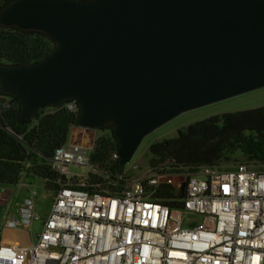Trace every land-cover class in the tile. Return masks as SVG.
I'll list each match as a JSON object with an SVG mask.
<instances>
[{"label":"water","instance_id":"95a60500","mask_svg":"<svg viewBox=\"0 0 264 264\" xmlns=\"http://www.w3.org/2000/svg\"><path fill=\"white\" fill-rule=\"evenodd\" d=\"M0 25L56 44L40 62L0 64L9 103L34 120L74 101L80 127L113 128L119 173L173 119L264 88V0H15Z\"/></svg>","mask_w":264,"mask_h":264},{"label":"built area","instance_id":"2783aa9c","mask_svg":"<svg viewBox=\"0 0 264 264\" xmlns=\"http://www.w3.org/2000/svg\"><path fill=\"white\" fill-rule=\"evenodd\" d=\"M66 107L79 111L74 101ZM73 129L82 131L81 142L68 141L50 160L52 170L68 179L49 192V214L38 212L31 186L24 200H4L0 264H264V166L189 171L170 168L169 161H131L113 180L91 161L97 130ZM72 166L83 173L71 172ZM119 181L126 183L120 191L104 187L117 188ZM168 188L181 207L158 200ZM35 223L42 230L31 245L4 243L3 232L30 235Z\"/></svg>","mask_w":264,"mask_h":264},{"label":"trees","instance_id":"16d2710c","mask_svg":"<svg viewBox=\"0 0 264 264\" xmlns=\"http://www.w3.org/2000/svg\"><path fill=\"white\" fill-rule=\"evenodd\" d=\"M15 0H0V10ZM54 40L43 32L24 31L16 27L0 25V64L28 66L47 58L55 49ZM10 95L0 90V187L18 186L26 176L44 183L47 192H55L66 182L52 170L50 160L57 149L68 143L71 131L79 123V111L72 112L66 105L72 101L49 107L38 112L34 120L22 118L19 101L4 107ZM107 134L96 139L91 152L93 165L109 172L118 180L119 143L112 127L100 130ZM150 163H166L169 167H182L189 171L202 166L220 167L237 152L252 162L264 165V106L227 112L211 116L177 131L171 139L151 144ZM112 191H120L126 183L119 181ZM174 190L164 189L157 197L165 206L176 208L181 203L173 202Z\"/></svg>","mask_w":264,"mask_h":264},{"label":"rangeland","instance_id":"374dc122","mask_svg":"<svg viewBox=\"0 0 264 264\" xmlns=\"http://www.w3.org/2000/svg\"><path fill=\"white\" fill-rule=\"evenodd\" d=\"M264 106V88L252 91L237 97H233L215 104H211L196 110H192L189 112H186L179 117L173 119L172 121L168 122L164 126L160 127L143 140L140 147L138 148L137 152L135 153L132 164H139V165H148L151 159L149 148L152 143L156 141H162L165 139H171L176 137L177 131L179 129H182L190 124L196 123L198 121L207 119L211 116L227 113V112H237V111H243V110H249L254 109L258 107ZM106 135V133H103L101 131L96 132V138ZM73 139V131H71L69 141L71 142ZM244 162H249L257 166H264L261 163L252 162L250 161L247 156L243 155L241 152H237L235 155L231 157L229 161H224L220 165L222 169H228L236 166L237 164H241ZM71 172H79L83 173V170L81 168H77L72 166L70 168ZM24 180V179H23ZM27 181V180H26ZM32 184L30 188L35 190L37 195L35 197V203L37 210H41L43 215H48L50 212V208L52 206V193H49L44 188V183L42 181H34L32 180ZM28 183V182H26ZM12 189L14 192L18 191V201L24 200L26 197L30 196V190L26 189H18L17 186L13 187ZM11 197V196H10ZM16 199V195L13 197ZM5 216V211L0 210V230L2 228V221ZM42 230L41 223H35L33 227V233L29 235V238L31 240H37L38 235L40 234ZM15 232L12 231H6L3 232V237L5 240L7 238H11L10 236H14ZM25 236H20L21 240L24 239Z\"/></svg>","mask_w":264,"mask_h":264},{"label":"crops","instance_id":"0c3cea01","mask_svg":"<svg viewBox=\"0 0 264 264\" xmlns=\"http://www.w3.org/2000/svg\"><path fill=\"white\" fill-rule=\"evenodd\" d=\"M73 141L74 140H78L81 142V138H82V131H80L79 129H73ZM82 143H84L85 145L88 144V140H83ZM24 179V180H23ZM21 181V183L17 186L18 189H26L28 190L29 185L32 184V180L34 181H39L36 179H32V178H27L26 176L24 177ZM27 180V181H26ZM28 182V183H26ZM14 195H16V197H20V195L18 196V191L14 192V190L12 189V187H4L1 189L0 191V210H2V207L4 206V200H7L8 198H13ZM11 196V197H10ZM43 217H45L46 215H43L42 211L39 210L38 211ZM12 232H15L14 236H10L11 238H7V240H5V238L3 237V241L4 243H8V244H12V243H17L20 244L22 246H29L32 244V241L29 238V235L24 232L23 230H13ZM25 236V240H21L20 236Z\"/></svg>","mask_w":264,"mask_h":264}]
</instances>
